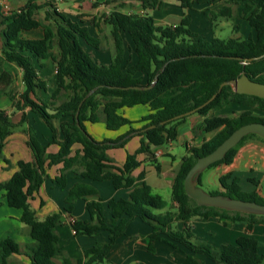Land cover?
Here are the masks:
<instances>
[{
  "label": "trees",
  "instance_id": "16d2710c",
  "mask_svg": "<svg viewBox=\"0 0 264 264\" xmlns=\"http://www.w3.org/2000/svg\"><path fill=\"white\" fill-rule=\"evenodd\" d=\"M241 1L244 2L243 16L255 30L254 37L207 38L190 28L191 17L188 15L174 26L158 25L149 14L127 13L116 8L103 13L101 19L111 26L116 47L109 65L98 63L84 48L83 42L95 48L100 47V39L90 33L84 21L72 19L51 2L27 0L17 10L7 15L0 14L4 25L0 32L2 54L8 62L16 63L23 70L25 88L15 107L19 110L30 107L52 131L50 144L58 145L57 152H48L49 145H44L30 130L28 145L34 153V160L20 159L18 170L7 181L0 183V191L6 190L8 205L22 210L21 221L29 227V234L35 241L25 251L33 264L103 263L117 239L125 234L136 217L152 226L146 239L150 252L156 250L152 242L162 240L175 248L182 245L188 250L183 264H207L197 257L198 254L216 264H264V252L260 249L262 243L257 237L240 235L235 242L214 248L210 244L194 241V226L190 222L196 216L206 219L217 217L225 225L229 224L228 220H241L246 221L248 231H252L256 224H261L264 230V215L199 205L188 196L184 185L187 173L199 157L212 152L240 126L255 121L264 122V115H257L252 109L264 112V98L238 93L230 84L218 92L224 81L243 74L264 83V57L255 59L264 54V0ZM155 2L153 0L150 3L155 5ZM193 3L194 0H180L181 6L185 8H192ZM203 13L210 20H215L219 16L231 15L232 8L223 6L218 12L204 10ZM94 24L99 28L97 21ZM38 29L43 31L39 38L26 34ZM124 33L132 41L128 49L135 53L134 61L126 59ZM47 60H52L56 66V89L49 99H43L39 97V91L47 90V82L39 76V69L45 66ZM7 75L6 72L0 74V82L8 83ZM156 76L158 80L150 89L131 88L150 85ZM91 90L94 92L87 96ZM215 93L217 95L212 101L194 113L203 117L200 124L202 130H216V133L205 139L199 147H192L190 155L184 157L172 185V198L177 203V211L162 212L167 202L153 192L152 186L144 180V172L133 175L134 170L141 165L138 156L145 154L160 171L161 164L155 157L153 147L176 140L179 125L190 114L175 117L198 108ZM56 99H61L57 105L58 102H54ZM232 103L251 108L238 116H210L211 111ZM136 105H147L148 115L138 121H131L119 112L122 108ZM27 119L28 115L24 111L21 121L14 123L7 111L0 108V168L2 161L8 166L11 164V160L3 153L8 137ZM102 119L109 130H118L125 125H129V129L116 139L98 140L88 131L86 122ZM136 123L143 125L136 128L133 126ZM58 130L62 132L63 139L58 138ZM135 135L142 136L139 148L127 153L123 165L117 164L107 151L124 147ZM248 137L264 140L260 135L251 133L231 148L223 159L209 167L231 164ZM75 144H80L81 148L72 155ZM60 163L63 166L52 179L62 189L66 188L68 171L77 165L81 170L76 171L84 178L111 180L116 189L132 188L128 198L108 201L110 216L105 213L102 197L94 186L76 183L68 189L66 201L70 205L78 198L97 197L86 203L92 221L76 220L72 224L76 234L94 235L97 230L109 232L106 241H96L75 261L60 245L56 228L62 221V215L54 213L40 220L29 202L43 182L50 178L48 168ZM230 176L231 173H227L220 177L224 191L211 193L264 204V198L258 192L243 191L237 177L227 184L225 179ZM137 181H141V184L135 186ZM175 221H183L184 227L175 228ZM0 253L2 264H8L11 255L22 253V247L8 234L0 239ZM55 259L61 262L57 263Z\"/></svg>",
  "mask_w": 264,
  "mask_h": 264
},
{
  "label": "crops",
  "instance_id": "0c3cea01",
  "mask_svg": "<svg viewBox=\"0 0 264 264\" xmlns=\"http://www.w3.org/2000/svg\"><path fill=\"white\" fill-rule=\"evenodd\" d=\"M38 2H51L57 6L58 10L69 15L74 20L84 21L87 25L90 33L100 39V47L95 48L83 42L84 48L87 52L100 64L109 65L113 56L116 53L115 41L112 35V28L106 24L102 19L103 13H109L112 9H120L127 13H140L152 15L156 24L166 25L178 24L182 17L188 15L191 17L190 28L195 23L193 14L201 17V23L204 27L199 30L197 25L195 31L199 35L207 36L204 31L212 24L206 23L208 17L203 13L204 10H211L212 7H208L209 3H205L206 7L199 8L197 2L194 1L192 8L182 7L180 0H172L173 10H177L178 14L169 13L167 10L169 7L164 8V0H156L155 5H151L153 0H37ZM107 1H116L114 3H107ZM27 0H0V14L7 15V8L11 11L17 10L23 6ZM210 8V9H209ZM180 9V14H179ZM2 17H0V32L4 25L1 23ZM246 20V19H245ZM99 23V28L95 26L94 22ZM247 21V20H246ZM210 22V21H209ZM209 24V25H208ZM254 30V29H253ZM255 32V30H254ZM27 35L39 38L43 35L41 29L29 31ZM125 44L127 46L126 59H128L127 53H130L131 61L136 59V55L133 51H129L128 47L132 46V41L127 34H123ZM213 37V36H212ZM219 37V36H217ZM2 37L0 34V74L6 72L8 75L6 79L8 83L0 82V108L7 111L11 116L14 123L21 121L23 112L28 115V119L25 124L17 126L14 132L8 137L3 153L5 157L11 160V164L4 161L1 163L0 168V183L7 181L12 174L18 170V161L20 159L26 161L34 160V153L28 145L30 138L29 131H33L35 135L40 139L44 145L48 146V152H57L58 145L50 144L52 140V131L41 120L30 107H26L24 110H19L15 107V103L18 101L20 94L24 91V82L22 79L23 70L13 62H8L1 51ZM39 76L46 80L47 90L39 91V97L43 99H49L54 90L56 89V66L52 60H47L45 66L39 69ZM49 78L52 79L49 80ZM56 101L58 103H56ZM61 99H56L54 102L59 104ZM143 106L146 112L149 113L147 105ZM136 106H134L136 108ZM55 107V106H54ZM134 107H125L119 110V112L126 116L127 113L134 110ZM138 110V109H136ZM140 110V109H139ZM135 115V114H134ZM64 120V119H63ZM203 117L199 118V114L190 115L187 119L181 123L178 127L177 140L184 146L185 150L181 158L177 160V156L172 154L165 145L154 146V154L161 164V170L157 171L152 162L147 158L145 154H140L138 159L141 160V165L133 172L134 176H138L141 172H144V180L148 182L153 189V192L161 195V191L167 192V206L162 212L171 210L177 211V203L172 198V185L174 178L182 164V157H184L189 149L193 146H199L205 139L211 138L216 130L211 132H205L200 127ZM57 125V121L55 122ZM134 127L139 128L143 123L133 124ZM88 131L94 135H98L99 138L94 136L98 140H102L108 137V132H114L112 139H116L122 134L126 133L129 129V125H125L118 130H109L106 127L104 120L98 122H86ZM198 127V132L196 128ZM58 138L63 139V134L58 130ZM141 135H135L128 140L124 147L111 148L107 152L115 159L116 163L123 165L126 161L127 153L135 152L141 143ZM172 143V141L168 142ZM250 149L240 148L237 156L231 164L219 165L222 169V175L236 172L242 167L243 170L249 171L255 168L254 166L261 162L264 165V149L259 148L258 144L249 143ZM80 144H75L73 147L72 155L75 154L77 149H80ZM259 149V150H258ZM160 151V155H156V152ZM165 152V154H164ZM167 153V154H166ZM163 156H168L169 159H162ZM62 163L54 165L48 168L50 178H47L41 185L38 192L30 198L29 202L31 207L36 213L38 219L43 220L47 216L54 213L62 215V221L57 226L56 230L60 236V245L66 251V253L74 261L83 256L85 249H89L96 241H106L109 235L107 230H97L94 235L76 234L71 223V219L74 218L77 221L90 222L92 216L89 213L86 203L88 200L96 199L94 197L78 198L71 205L66 201L68 189L74 186L76 183H87L94 186L99 196L102 197L104 204V211L107 216H110V210L107 207V203L111 199L128 198L132 188H119L116 189L111 180L95 181L89 178H84L76 170H81L78 165L75 169L68 171L67 173V185L65 189H62L52 178L59 174ZM248 167V168H247ZM141 184V181H137L135 186ZM261 196H264L262 190L256 187L254 190ZM70 207V210L68 208ZM22 210L14 208L8 205L6 198V190L0 191V239L11 235L22 247V253L13 254L8 259V264H33L29 256L25 254V251L29 249L27 246L34 244V239L29 234V227L21 221ZM228 225L223 224L217 217L202 218L193 217L191 223L194 226V241L196 243L210 244L214 248H219L222 244L228 242H235L240 235L248 234L257 237L264 245V230L261 224H256L252 231L246 229V221L230 222ZM95 222V221H94ZM173 226L177 229L184 227L183 221H175ZM152 226L141 218L136 217L128 226L125 234L120 236L113 248L110 250L106 257V261L103 263L95 264H183L188 250L179 245V248H175L173 245L166 241L156 240L152 242L155 247V252L148 250V243L146 241L147 236L151 233ZM224 233V237L221 240L217 239L219 233ZM262 252L264 249L260 248ZM197 257L200 260L205 261L207 264H216L215 262L206 258L202 254H198ZM57 263H60V259H55ZM0 264H2V256L0 253Z\"/></svg>",
  "mask_w": 264,
  "mask_h": 264
},
{
  "label": "rangeland",
  "instance_id": "374dc122",
  "mask_svg": "<svg viewBox=\"0 0 264 264\" xmlns=\"http://www.w3.org/2000/svg\"><path fill=\"white\" fill-rule=\"evenodd\" d=\"M194 1L197 2L199 8H202V7L204 8L206 7L204 4L209 3L208 7H212L211 10L215 12H218L223 6H229L232 8L231 15L219 16L215 20H210L209 18L208 20H205L206 23L208 21L209 24L210 23L212 24L211 27L209 26L204 31V33L207 36L209 37L219 36L223 38L230 37V36L250 38V37L255 36V32L253 28L250 27V25L248 24V22L245 20L243 16V5H244L243 1L241 0H194ZM164 2L165 3H164L163 11L165 9V11L169 10V13H173V15L178 14V11L175 9L173 10L172 8V5H173L172 0H164ZM166 7H169V8L166 10ZM179 14H180V9H179ZM193 17H194V22H195L192 26L193 30L197 29L196 25L198 29L201 30L204 27V25L201 23L202 18L195 14H193ZM127 56H128V59L131 60L129 52L127 53ZM49 80L52 81L51 78H49ZM248 108H251V107L237 104V103H232V104L225 106L222 109L211 111L210 116H214V115L238 116L242 111ZM143 109H145L143 106H136V108L134 110H130L131 112L127 113L125 117L131 121H138L143 116L148 115V112H146V110H143ZM252 109L255 112V114L261 115V116L264 115V112L259 111L256 108H252ZM193 114L195 113H192L190 115H193ZM200 117L201 116L199 115V118ZM198 130L199 129L197 127L195 132H198ZM108 133H109L108 137L112 139L114 132L109 131ZM93 134H94L93 136H96L97 138H99L98 135H95V133ZM249 143L258 144L259 148L264 149V140H262L259 137L246 138L242 144V147L245 148L246 150L250 149L251 145H249ZM199 146H193V147H199ZM165 147L166 149L168 148L172 154H175L177 156V160L181 158L185 150L184 146H182L180 141H178L177 139L173 140L171 144L166 143ZM190 149L185 156L190 155ZM184 157H182V162H183ZM162 159H169V157L163 156ZM219 165H222V164H219ZM219 165L208 167L201 174V187L210 193L215 192V191H224V187L222 186L220 182V177H221L223 168H221ZM254 167L255 168L249 171L243 170L245 167H242L240 170L236 172H230L231 176L225 179L226 183L227 184L231 183L234 177H237L239 179L238 184L240 185L243 191L251 192L256 187H258L259 189L262 190V193L264 194V165L261 162H258ZM161 194H163L164 198L167 199L166 191H161ZM262 197L264 198V196ZM222 237H224V233L220 232L219 235L217 236V239L221 240ZM261 248L264 249L263 244L261 245Z\"/></svg>",
  "mask_w": 264,
  "mask_h": 264
},
{
  "label": "water",
  "instance_id": "95a60500",
  "mask_svg": "<svg viewBox=\"0 0 264 264\" xmlns=\"http://www.w3.org/2000/svg\"><path fill=\"white\" fill-rule=\"evenodd\" d=\"M264 57V54L255 57V59H259ZM158 80V76L155 77V80L150 85H136L131 86V88L135 89H150L154 86L155 82ZM230 84L233 89L242 94L254 95L261 98H264V83L252 80L247 74H243L238 78H234L232 80L224 81L218 92L222 90V88ZM94 90H91L87 96H90ZM217 93H215L209 100L200 105L198 108L193 109L187 113L180 114L175 117L181 118L183 116L194 113L196 110L204 107L210 101H212L216 97ZM78 115V113H77ZM163 124L165 123L162 122ZM155 125H152L153 127ZM138 132V131H136ZM251 133H256L264 138V122H250L246 123L236 130H234L230 136H228L217 148H215L212 152L201 156L197 159L194 165L191 167L189 172L186 175L184 185L185 190L190 198L197 202L199 205L205 206H214L232 211H239L246 214H257L264 215V204L259 203L257 201L252 200H244L236 197H231L226 194H214L204 190L201 185H199V178L202 172L207 169L211 164L223 159L227 152L238 145V143L247 135ZM131 133L130 135H132ZM129 135V136H130Z\"/></svg>",
  "mask_w": 264,
  "mask_h": 264
},
{
  "label": "built area",
  "instance_id": "2783aa9c",
  "mask_svg": "<svg viewBox=\"0 0 264 264\" xmlns=\"http://www.w3.org/2000/svg\"><path fill=\"white\" fill-rule=\"evenodd\" d=\"M7 13L9 14L10 13V9H8L7 8ZM174 26H176V24L174 25ZM160 151H158V152H156V155H160ZM76 222V219H74V218H72L71 219V223L73 224V223H75ZM74 233H76V231H75V229H74Z\"/></svg>",
  "mask_w": 264,
  "mask_h": 264
}]
</instances>
